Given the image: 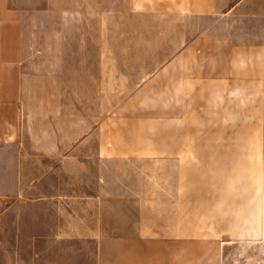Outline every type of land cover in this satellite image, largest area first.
Segmentation results:
<instances>
[{"label":"rangeland","instance_id":"rangeland-1","mask_svg":"<svg viewBox=\"0 0 264 264\" xmlns=\"http://www.w3.org/2000/svg\"><path fill=\"white\" fill-rule=\"evenodd\" d=\"M112 3L80 8L86 44L117 48L100 122L53 103L0 168V264H264V242L237 238L264 182V24Z\"/></svg>","mask_w":264,"mask_h":264},{"label":"crops","instance_id":"crops-1","mask_svg":"<svg viewBox=\"0 0 264 264\" xmlns=\"http://www.w3.org/2000/svg\"><path fill=\"white\" fill-rule=\"evenodd\" d=\"M109 1L117 2L109 6H133V0ZM166 1L171 3L163 6L189 9L190 18H196L191 23L264 24V0ZM85 2L0 0V168L16 166L15 153L31 150L29 141L36 136L38 114L45 120V128L49 119H59L53 116V103H76L82 109L93 105L100 122L101 88L116 83L117 48L110 42L111 36L104 47L100 42L98 47L94 41L86 44L80 12ZM54 88H59L61 97L56 101ZM60 119L68 121L69 116L62 113ZM94 119L95 113L92 129ZM91 148L101 151L99 142ZM131 206L138 208L136 203ZM171 231L177 233L180 227Z\"/></svg>","mask_w":264,"mask_h":264},{"label":"clouds","instance_id":"clouds-1","mask_svg":"<svg viewBox=\"0 0 264 264\" xmlns=\"http://www.w3.org/2000/svg\"><path fill=\"white\" fill-rule=\"evenodd\" d=\"M182 84L178 86L179 92ZM233 96H239L236 90ZM250 212L242 225L238 228V239L247 247H253L256 243L264 242V182L258 183L252 199L249 201Z\"/></svg>","mask_w":264,"mask_h":264}]
</instances>
